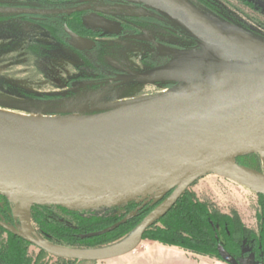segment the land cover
I'll use <instances>...</instances> for the list:
<instances>
[{
  "label": "water",
  "instance_id": "95a60500",
  "mask_svg": "<svg viewBox=\"0 0 264 264\" xmlns=\"http://www.w3.org/2000/svg\"><path fill=\"white\" fill-rule=\"evenodd\" d=\"M124 1L144 4L171 20L199 41L203 53L182 56L169 68L116 78L176 85L165 88L167 93L162 96L106 113L177 100L186 102L150 119L73 140L27 134L0 124V196L9 204L28 203L22 229L2 222L0 228L54 258L95 263L131 252L185 191L208 174L232 179L264 199L262 174L237 163L240 158L261 155L264 164V43L221 27L183 0ZM87 9L0 7V15L71 14ZM87 23L105 33L120 32L119 23L95 14ZM66 31L75 41L88 43ZM135 39L153 41L146 35ZM162 187L164 192L156 200L160 203L123 248L62 252L27 233L32 206L69 211L112 208L137 201ZM134 215L85 237L106 235ZM217 254L223 263L237 264L220 245Z\"/></svg>",
  "mask_w": 264,
  "mask_h": 264
},
{
  "label": "rangeland",
  "instance_id": "374dc122",
  "mask_svg": "<svg viewBox=\"0 0 264 264\" xmlns=\"http://www.w3.org/2000/svg\"><path fill=\"white\" fill-rule=\"evenodd\" d=\"M201 1L196 0L199 6L207 8L205 5L207 4L231 25L264 43V0ZM47 2H53V0H0V7H37L40 3ZM86 3L92 4L98 13L120 22L142 20L148 15L141 8L127 7L116 0H88ZM154 33L167 42H174L162 32L153 30L152 34ZM62 44L63 37L57 36V33L39 26L32 20L12 16L0 17V109L18 112L58 111L54 114L62 115L70 114L69 111H77L80 115L94 116L109 112L112 108L108 104L113 101L149 97L166 91L162 85L137 82H121L112 85L100 83L95 86L73 89L70 82L78 77L76 75L82 64ZM104 44L108 52L107 61L125 69L129 74L139 73L145 69L141 63L143 54L147 50L144 44L121 39H107ZM197 45L198 49L203 50L201 44ZM238 162L248 170L264 176L260 155L243 157L238 159ZM187 191L195 200L208 205L210 209L218 210L226 215L236 213L247 230L259 239L260 226L264 221V208L260 197L254 192L232 179L215 174L201 177ZM163 192L162 187L137 201L112 208L69 211L58 207L51 209L33 207L30 214L33 237L50 246L78 252L90 253L112 249L132 234L134 235L139 224L148 214L139 219L136 217L138 213L136 211L131 219L134 220L128 221L130 222L128 225L94 240L87 239L85 236L89 234H84L82 236L87 241L80 244L53 236L48 231V227L78 229V231L80 228L97 227L103 231L116 224H110L113 219L122 217L124 219L133 213V205L146 202L154 204ZM20 206L21 202L8 206L18 229H22L23 226ZM102 221L107 224L98 225ZM156 226L160 227V225ZM243 248L244 250L251 249L252 252L248 258L239 260L241 264H264L263 255L259 253L260 257L257 259L252 247ZM172 249L174 248H166L143 237L134 250L121 257L95 263L77 262L75 264H195L192 260H196V264H225L216 259L195 258L187 254L184 258L168 263L164 257H176L175 253L178 252ZM28 254L35 258L39 254V249L30 246ZM153 256L163 259H155L152 258ZM40 257L43 264L57 263L56 258L48 254Z\"/></svg>",
  "mask_w": 264,
  "mask_h": 264
},
{
  "label": "flooded vegetation",
  "instance_id": "af4514ba",
  "mask_svg": "<svg viewBox=\"0 0 264 264\" xmlns=\"http://www.w3.org/2000/svg\"><path fill=\"white\" fill-rule=\"evenodd\" d=\"M87 1L88 0H53V2L40 3V5H38L37 7H17L38 10L61 11H68L80 7H88V9L85 11L74 12L71 14H49L32 16L23 15L27 17L28 20H32L34 23L38 24L43 28H46V26L52 22L59 28L57 36L63 37L62 45L67 50H69L78 60H80L82 64L79 68L78 75H76L78 77L71 80L70 82V86L73 89L95 86L100 83L112 85L121 82H131L117 81L116 78L118 76L131 74L127 73L125 69L120 68L118 65L106 60V58L108 57V52L105 49L104 41L107 39H121L127 42H136L147 46V50L145 51V54H143V57L141 59V63L144 65L145 69L142 72L134 74H144L158 69L169 68L182 56L203 53L202 49H198L197 44H200L199 41L191 37L187 32L181 29L174 22L167 19L158 12L148 8L144 4H129L126 3L124 0H116L120 4L127 7H131L134 9L141 8L145 10L148 14L142 20H135L133 22H120L117 19L98 13L94 10L92 4L86 3ZM191 3L194 7H199L196 0ZM93 14L101 16L107 20L119 23V34H109L105 33V31L102 29L91 27L87 23V20ZM66 30H69L72 34L76 35L81 39L87 40L88 43L82 44L75 41L71 38V36L67 33ZM153 30L164 33V35L172 38L174 42H167L166 40L161 39L157 34H152ZM141 35L149 36V40L152 39L153 41H139L135 39L136 37ZM155 85H162L164 86V88L176 87V85L172 84ZM169 195L170 193L166 194L162 200L167 198ZM8 206L9 203L7 202V200L4 197L0 196V222L16 228V225L14 224L13 220V214L10 212ZM33 207L35 206H32L31 211ZM137 209L138 208H134L133 213H136ZM8 214H10L11 219H1V217L6 216ZM1 238L3 239L2 235ZM179 250L183 251L187 255L199 257V255L188 252L186 250ZM205 258L210 259L209 257Z\"/></svg>",
  "mask_w": 264,
  "mask_h": 264
},
{
  "label": "trees",
  "instance_id": "16d2710c",
  "mask_svg": "<svg viewBox=\"0 0 264 264\" xmlns=\"http://www.w3.org/2000/svg\"><path fill=\"white\" fill-rule=\"evenodd\" d=\"M183 1L192 6L196 11L205 17L216 22L221 27L226 29H235L253 38L248 33H245L241 31V29L231 25L221 15H218L216 11L207 6V4L205 5L208 9L202 8L201 6L196 8L191 3L194 0ZM198 1L202 2L201 0ZM12 17L28 20V18L25 16ZM46 28L55 33L59 32V28L53 24V22L49 23ZM237 163L239 164L238 161ZM259 197L264 208V199L261 196ZM158 202L155 201L154 204L146 202L140 205H133L132 208H138L136 217L140 219L149 214V212H151ZM10 217V214H8L1 217V219L7 220L11 219ZM122 218L113 219L110 224H115ZM130 222L119 226L114 231H117L118 229L128 225ZM105 223L107 224V222L102 221L98 225H103ZM156 225H160V227H157ZM260 227L261 229L259 239H257V237L252 232L247 230L240 217L236 213L233 212L232 214L226 215L220 213L218 210L210 209L208 205L195 200L193 196L189 194L188 191H186L177 200V202L161 218H159L151 228L145 232L143 237H147L163 246H174L201 257H209L218 261H221L217 254V246L220 245L236 260L237 264H241L239 260L248 258L251 254L250 252H252L251 249L244 250L243 247L248 246L252 247L257 259L260 257L258 256L259 253L260 255H263L262 261L264 262V221ZM48 229V231H50L53 236L67 242L78 244L87 241V239L82 235L100 231V229L97 227L88 229L80 228V231H78V229L73 230L52 227H48ZM101 229H103V227ZM110 233L103 236H107ZM1 235L5 236V239H2ZM103 236L90 238L89 240L98 239ZM30 246L31 245L24 240L14 237L0 229V264H43L41 262L40 256L46 253L39 249V254L35 258H32L28 254V248ZM259 249L261 251H259ZM56 260V264L77 263L76 261L67 259L56 258Z\"/></svg>",
  "mask_w": 264,
  "mask_h": 264
},
{
  "label": "bare ground",
  "instance_id": "6f19581e",
  "mask_svg": "<svg viewBox=\"0 0 264 264\" xmlns=\"http://www.w3.org/2000/svg\"><path fill=\"white\" fill-rule=\"evenodd\" d=\"M166 93L167 91H164L162 93L155 94L149 97L136 99H119L109 103L108 106L111 108H123L124 106H130L136 103L144 102L146 100L157 98ZM183 104H186V102L177 100L136 109H125L110 114H97L94 116L80 115L77 111H69L70 114L58 115L54 114L58 111L18 112L0 109V124H3L19 132L44 136L53 139H86L93 137L94 135L102 131H110L150 119L161 112ZM261 161V167L264 170L262 156ZM20 202V217L23 220L28 203L23 201ZM31 227L32 226H29L27 233L28 235L33 236V230ZM37 240L43 242L39 239ZM132 240L133 234L111 250H116L128 246L132 242ZM54 248L62 252H74L73 250L61 247Z\"/></svg>",
  "mask_w": 264,
  "mask_h": 264
},
{
  "label": "crops",
  "instance_id": "0c3cea01",
  "mask_svg": "<svg viewBox=\"0 0 264 264\" xmlns=\"http://www.w3.org/2000/svg\"><path fill=\"white\" fill-rule=\"evenodd\" d=\"M166 248H174L172 249V251H178L177 253H175L176 257H164L166 258V262H174L175 259H179V258H184L185 257V253L183 251H180L179 249L175 248V247H166ZM171 251V250H170ZM152 258H155V259H163V258H157L156 256H153ZM195 258H205V257H195ZM195 264H196V260H194ZM86 263V262H85ZM111 264H117V263H111ZM156 264H160V263H156ZM192 264V263H190ZM204 264H208V263H204Z\"/></svg>",
  "mask_w": 264,
  "mask_h": 264
}]
</instances>
